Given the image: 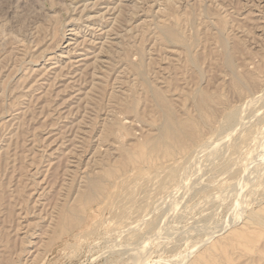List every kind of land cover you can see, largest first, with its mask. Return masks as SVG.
<instances>
[{"label":"rangeland","instance_id":"374dc122","mask_svg":"<svg viewBox=\"0 0 264 264\" xmlns=\"http://www.w3.org/2000/svg\"><path fill=\"white\" fill-rule=\"evenodd\" d=\"M263 147L264 0H0V264H264Z\"/></svg>","mask_w":264,"mask_h":264},{"label":"bare ground","instance_id":"6f19581e","mask_svg":"<svg viewBox=\"0 0 264 264\" xmlns=\"http://www.w3.org/2000/svg\"><path fill=\"white\" fill-rule=\"evenodd\" d=\"M164 28V27H163ZM166 31V30H165ZM238 77V76H237ZM239 79V78H238ZM240 81H241V79H240ZM210 100V99H209ZM169 104V103H168ZM208 104V101H206L205 100V98H203V100H201L200 102H199V108H200V111H201V113H200V116L201 117H203V115L205 114V106ZM169 110V109H168ZM170 113H172V112H170ZM173 116V115H172ZM169 117V116H168ZM175 118V117H174ZM168 119V118H167ZM183 121V120H182ZM262 121V120H261ZM260 121V122H261ZM167 122V121H166ZM193 123H194V121H192ZM244 124H249V123H245L244 122ZM246 126V125H245ZM250 126V124L248 125V127ZM252 126V125H251ZM250 126V127H251ZM189 127L191 128V129H193L194 127L192 126V125H188V123L187 122H182V123H180V122H177V121H174L173 119H169L168 120V122L166 123V125H165V127H163V131H162V137L161 138H158L159 140H154L151 144H150V151L151 152H163V153H165V154H171V153H173V151H176V150H178V149H183V148H185L186 146H187V143H188V139H191L192 137H194L193 136V134H192V132H190V129H189ZM247 127V128H248ZM249 127V128H250ZM263 126H262V124L261 123H258V127H256L254 130L253 129H249L248 128V130L246 129H244L245 131L243 132V130H242V133H243V135H242V137H241V140L239 141V140H235L236 141V143L234 144V146H233V150L235 151V152H237V154L238 153H240V151L243 149V147H246L247 146V144H245L248 140H251V142H252V140L254 141V140H256V139H259V136H258V132H259V130L262 128ZM198 129V128H197ZM239 133H241V132H239ZM238 133V134H239ZM241 133V134H242ZM240 136V135H239ZM239 136H237V137H239ZM239 139H240V137H239ZM237 141H239V142H237ZM250 142V141H249ZM257 142V141H256ZM256 142H254V143H256ZM258 142H260V141H258ZM149 143H150V141H149ZM250 144V143H249ZM245 145V146H244ZM251 146H252V144H251ZM254 146V145H253ZM252 146V147H253ZM258 146V145H257ZM261 146V145H260ZM260 146H259V148H260ZM250 147V146H249ZM251 147V149H253ZM255 149V148H254ZM261 150H262V148H261ZM232 151V150H231ZM239 151V152H238ZM253 151V150H252ZM256 151H257V149H256ZM233 152V151H232ZM235 152H233V153H235ZM242 152V151H241ZM245 152H246V150H245ZM262 153H260L259 154V156H261V160L262 161H264V147H263V151H261ZM90 153V152H89ZM216 153H217V151H216ZM215 153V155H217ZM219 153V152H218ZM225 153V152H224ZM228 153V152H227ZM226 153V154H227ZM232 153V154H233ZM244 153V152H243ZM241 154V155H244V154ZM247 153V152H246ZM250 152H248L247 153V156H248V154H249ZM155 154H157V153H155ZM219 154H221V151H220V153ZM229 154V153H228ZM231 154V153H230ZM236 154V153H235ZM225 154H222L221 156V158H223V159H219L218 160V157H220V156H218L217 157V161H221L222 162V160L224 161L225 160V156H224ZM233 156H235V155H233ZM251 156H252V153H251ZM256 156H257V154H256ZM237 157V156H236ZM240 156H238V158H239ZM244 157H245V155H244ZM216 158V157H215ZM234 159V160H239V159ZM253 158H255V155H254V157ZM228 159V158H227ZM231 159V158H230ZM229 159V160H230ZM252 159V157L250 158V160ZM214 160V159H213ZM216 160H214V161H216ZM232 160V159H231ZM230 160V161H231ZM245 160L246 161H249L248 160V158L247 157H245ZM253 160H255V159H253ZM252 160V161H253ZM257 160V159H256ZM229 161V162H230ZM233 161V160H232ZM231 161V165H232V162ZM243 161V160H242ZM197 162V161H196ZM220 162V163H221ZM224 162H227V161H224ZM223 162V163H224ZM238 162V161H237ZM237 162H236V164H237ZM240 162V161H239ZM245 162V161H244ZM256 162V161H255ZM217 163V162H216ZM219 164V163H218ZM222 164V163H221ZM220 164V165H221ZM228 164V163H227ZM227 164H226V166H227ZM229 164V165H230ZM235 164V163H234ZM250 164V163H249ZM259 164V163H258ZM222 165H225V164H222ZM222 165H221V167H222ZM228 165V166H229ZM230 165V166H231ZM239 164H237V166H238ZM240 165H241V163H240ZM243 165V167L245 166V169L242 167V166H238V168L240 169H236L237 170V172H240L241 171V173H243V170H247V168H248V165H246V163H243L242 164ZM254 166V165H253ZM253 166L251 167V169L253 168ZM258 166V165H257ZM264 166V163H263V165H261V168ZM219 167V166H218ZM231 167H233V168H231ZM230 168L231 169H234L235 167L234 166H231ZM186 168V170H187V167H185ZM243 168V169H242ZM256 167H254L253 169H255ZM223 169V171H224V169H226V171L229 169H227V168H222ZM242 169V170H241ZM257 169V168H256ZM219 170H221V168L219 167V169H218V171ZM239 170V171H238ZM252 171V170H251ZM250 171V172H251ZM255 171V170H254ZM254 171L253 172H249V170H248V172L252 175V173H254ZM257 171V170H256ZM230 172H232V174H233V172H235L234 170L232 171V170H228L227 172H225V174L227 173L228 175H229V173ZM247 172V173H248ZM219 173H220V171H219ZM218 173V174H219ZM240 173V174H241ZM222 175L224 174V173H221ZM231 174V173H230ZM239 174V173H238ZM239 174V175H240ZM227 175V176H228ZM235 175V174H234ZM234 175H230L229 177H231L230 179H232L233 180V176ZM237 175V174H236ZM235 175V176H236ZM242 175H244V174H242ZM241 175V176H242ZM251 175L249 176V178L251 177ZM263 176V175H262ZM229 177H228V179H229ZM240 177V176H239ZM247 177V176H246ZM242 178V177H241ZM239 179V178H238ZM91 179H89V181H90ZM93 180V179H92ZM91 180V181H92ZM148 180V179H147ZM146 179H145V181H147ZM240 180V179H239ZM247 180H249L248 178H247ZM246 179H245V182L247 181ZM264 180V179H263ZM90 181V182H91ZM94 181H96V178H95V180ZM150 181V180H149ZM93 182V181H92ZM99 182V181H98ZM104 182V181H103ZM165 182V181H164ZM210 182V181H209ZM212 182V181H211ZM234 182V181H233ZM89 183V182H88ZM149 183H151V182H149ZM169 183V182H168ZM167 183V184H168ZM213 183V182H212ZM262 183H263V181H262ZM91 183H89V185H90ZM167 184H166V186H167ZM215 184V183H214ZM213 184V185H214ZM249 184H251V183H249ZM152 185V184H151ZM209 186V184H208V182H207V184H206V186ZM153 186V185H152ZM211 186V185H210ZM252 186V185H251ZM171 188H172V186H170ZM162 188V187H161ZM167 188H169V186H167ZM210 188V187H209ZM250 188V187H249ZM99 189V185L97 184V183H92L91 184V186H90V189H89V192L86 194L87 195V198H92L94 195H95V192L97 191ZM214 189V188H213ZM239 189V188H238ZM243 189V188H242ZM241 189V190H242ZM264 189V188H263ZM248 190V189H247ZM250 190V189H249ZM99 191V190H98ZM124 191V190H123ZM147 191V190H146ZM163 191V190H162ZM244 191V190H243ZM251 191V190H250ZM245 192H246V190L244 191V194H245ZM263 192H264V190H263ZM127 194H129L128 192H127ZM126 194V195H127ZM78 195V194H77ZM125 195V194H124ZM134 195V194H133ZM264 195V194H263ZM131 196V195H130ZM123 197V196H122ZM146 197V196H145ZM145 197H143V198H145ZM149 197V196H148ZM151 197V196H150ZM242 197V196H241ZM131 198V197H130ZM141 198V197H140ZM243 198H244V196H243ZM242 198V199H243ZM126 199V198H125ZM149 199V198H148ZM127 200V199H126ZM132 200V199H131ZM130 200V202H132ZM141 200H142V198H141ZM143 201V200H142ZM153 201V200H152ZM117 202H118V200H117ZM117 202H116V204H117ZM122 202H123V200H122ZM121 202V203H122ZM127 202V201H126ZM134 202V201H133ZM137 202V201H136ZM141 202V201H140ZM157 202V201H156ZM239 202H242V200L241 201H239ZM260 202V201H259ZM262 202H264L263 201V199H262ZM262 202H260V203H262ZM120 203V204H121ZM135 203V202H134ZM133 203V204H134ZM159 202H157V204H158ZM233 203V202H232ZM115 204V205H116ZM119 204V203H118ZM129 204V203H128ZM163 205V204H162ZM259 205H261V204H259ZM126 206V205H125ZM241 206V205H240ZM147 207V206H146ZM259 207V206H258ZM230 209H231V207H229ZM248 208V207H247ZM251 208V207H250ZM253 208V207H252ZM229 209V210H230ZM244 209V208H243ZM249 209V208H248ZM255 209V208H254ZM252 209V211H249L250 213H249V215H246V217H247V219H246V221H245V223H244V227H242V230H238V229H233V230H231V231H229V233L228 234H226V239H228L229 241H233V240H235V239H238V238H236V236H237V233L239 234V237L240 238H246V239H252V235L249 233V229L252 227L251 225H253V226H257V228L258 229H260L261 231H263L264 230V205H261L258 209ZM143 210V209H142ZM147 210V209H146ZM145 210V211H146ZM197 209H195V211H196ZM237 210V208L235 209V211ZM246 210V209H245ZM142 212V211H141ZM194 212V211H193ZM213 212V211H212ZM247 212V211H246ZM135 213V212H134ZM190 213V212H189ZM189 213H188V215H189ZM216 213V212H215ZM215 213L213 214L212 213V217H213V215H215ZM248 213V212H247ZM161 214V213H160ZM191 214V213H190ZM193 214V213H192ZM191 214V215H192ZM211 214V213H210ZM235 214H237V212L236 213H234L233 214V216H232V219H233V217H235V216H237V215H235ZM138 215V214H137ZM140 215V214H139ZM138 215V216H139ZM186 215V214H185ZM187 215V216H188ZM245 215V214H244ZM117 216H119V215H117ZM122 216V215H121ZM162 216V215H161ZM192 216H194V215H192ZM198 216H200L199 214H198ZM158 217V216H157ZM189 217V216H188ZM204 218L206 217V216H203ZM240 217V216H239ZM159 218V217H158ZM163 218V217H162ZM186 218V217H185ZM197 218V217H196ZM201 218H202V216H201ZM218 218V216L216 217V219ZM154 219V218H153ZM157 219V218H156ZM187 219V218H186ZM189 219H191V217H189ZM193 219H194V217H193ZM198 219H200V217L198 218ZM198 219H196L195 221H197ZM207 219V218H206ZM209 219V218H208ZM207 219V220H208ZM210 219H211V217H210ZM209 219V220H210ZM213 219V218H212ZM220 219V218H219ZM243 219H244V217H243ZM162 220V219H161ZM192 220V219H191ZM201 220V219H200ZM239 220V219H238ZM238 220H237V223H238ZM199 221V220H198ZM205 221V220H204ZM243 221V220H242ZM190 222H192L193 223V221H190ZM202 222V221H201ZM206 222V221H205ZM213 222H215L214 220H213ZM213 222H210L211 224L213 223ZM217 222V221H216ZM221 222V221H220ZM235 222H236V219H235ZM158 222H155V225L154 226H157L156 224H157ZM206 223H208L209 224V222L207 221ZM224 223V222H223ZM237 223H234V226H235V224H237ZM154 224V223H153ZM204 224V228H205V223H203ZM239 224V223H238ZM237 224V225H238ZM241 224H242V222H241ZM240 224V225H241ZM212 225H215V230H216V228L218 227L216 224H212ZM236 225V226H237ZM167 226V225H166ZM217 226V227H216ZM220 226V225H219ZM222 226V225H221ZM233 226V225H232ZM152 227H153V225H152ZM159 227V226H158ZM157 227V228H158ZM211 227V226H210ZM223 227H224V224H223ZM154 228V227H153ZM160 228V227H159ZM162 228V227H161ZM167 228V227H166ZM165 228V229H166ZM169 228V227H168ZM167 228V229H168ZM198 228V227H197ZM200 228V227H199ZM203 228V229H204ZM166 229V230H167ZM203 229H200V230H202V231H204ZM210 230V228H209V226H208V228H206L205 230L206 231H209ZM218 229H220V228H218ZM156 230H158V229H155V232H156ZM160 230V229H159ZM166 230H164V231H166ZM199 230V229H198ZM214 230V229H213ZM154 231V230H153ZM162 231H163V229H162ZM161 231V232H162ZM217 231V230H216ZM158 232V231H157ZM200 232V231H199ZM215 232V231H214ZM214 232H212V233H214ZM160 232H158V235H160L159 234ZM163 233V232H162ZM208 233V232H207ZM206 233V234H207ZM156 234V233H155ZM203 234H204V232H203ZM157 235V234H156ZM202 235V234H201ZM209 235V234H208ZM208 235H206L208 238L210 237V236H208ZM163 236V235H162ZM212 236V235H211ZM172 237V236H171ZM175 237V236H174ZM184 237V236H183ZM203 238V237H202ZM207 238V239H208ZM196 239V238H195ZM210 239V238H209ZM179 240V239H178ZM185 239H183V241H184ZM190 240V239H189ZM198 240H199V238H198ZM214 240V239H213ZM193 240H191L190 242H192ZM197 241V240H196ZM196 241H195V243H193V244H195V246L194 247H196L197 245V243H196ZM201 241V240H200ZM199 241V242H200ZM203 241V240H202ZM202 241H201V243H202ZM206 241V240H205ZM171 242V241H170ZM174 243L173 244H175V241H173ZM177 242V241H176ZM179 242H181V241H179ZM185 242V241H184ZM187 243H189L188 241H187ZM209 244H210V242H208ZM177 244V243H176ZM179 245V247L180 246H182V245H180V243H178ZM200 244V243H199ZM203 245V244H202ZM211 245V244H210ZM167 246V245H166ZM190 246V245H189ZM213 246V245H212ZM169 247V246H168ZM171 247V246H170ZM169 247V248H170ZM193 247V246H192ZM204 247H205V243H204ZM218 247H220V246H215V247H213V248H207V249H205L204 251H202V252H200L199 254H197L196 255V257L195 258H193V260L191 261V262H189L188 264H205L211 257H212V250H214V249H216V248H218ZM259 247V246H258ZM167 248V247H166ZM172 248V247H171ZM178 248V247H177ZM181 248H183V246L181 247ZM203 249V248H202ZM170 250H174V251H179L180 249H178V250H175V249H170ZM187 250V249H186ZM197 250V249H196ZM166 251H169L168 250V248H167V250ZM165 252V251H164ZM171 252V251H170ZM180 252V251H179ZM179 252H177L178 254H179ZM195 252V251H194ZM126 253V252H125ZM198 253V252H197ZM130 254H132V252H130ZM172 254H173V252H172ZM176 254V253H175ZM175 254H173V256L175 255ZM123 255H125L124 253H123ZM127 256H128V254H127ZM178 256V255H177ZM217 256V255H216ZM129 257H132L131 255L129 256ZM179 260V259H178ZM184 260V259H183ZM182 261V260H181ZM189 261V260H188ZM163 264V263H162ZM187 264V263H186Z\"/></svg>","mask_w":264,"mask_h":264}]
</instances>
